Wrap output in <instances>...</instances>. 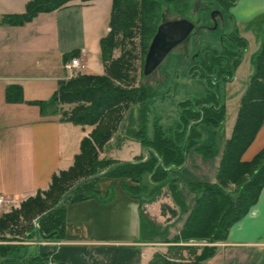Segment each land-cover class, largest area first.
Returning <instances> with one entry per match:
<instances>
[{
  "label": "crops",
  "instance_id": "crops-1",
  "mask_svg": "<svg viewBox=\"0 0 264 264\" xmlns=\"http://www.w3.org/2000/svg\"><path fill=\"white\" fill-rule=\"evenodd\" d=\"M30 1L0 0V195L17 203L47 190L53 175L68 169L80 152L87 127L44 116L31 101L50 99L60 82L73 76L74 72L64 66L72 57L81 59L83 73L105 72L87 71L85 64L92 55L88 44L95 45L106 36H100L105 28L109 32L112 7V0L110 10L109 0H73L55 10L39 12L22 24L1 22L5 15L25 13ZM216 1L236 22L240 60L252 37L258 43V53L264 0H227L226 8L225 0ZM226 65L219 64V70L227 69ZM13 84L22 87L23 100L6 99L7 88ZM232 129L225 128L220 146L213 137L210 142L203 138L189 147L184 166L162 188L165 201L159 198L161 191L153 197L133 194L124 184L135 182L101 176L96 196L66 203L62 237L37 239L36 252L25 250L23 259H4L1 264H60L54 257L65 264H149L157 246L173 244L171 239H152L150 231L184 224L195 204L194 185L217 180L222 145ZM204 146L217 147L215 154H201L198 148ZM263 147L264 120L242 159L251 160ZM196 172L202 178L194 176ZM216 245L215 253L199 264H264V187L256 204L231 226L227 239ZM40 252L45 255L40 256Z\"/></svg>",
  "mask_w": 264,
  "mask_h": 264
},
{
  "label": "trees",
  "instance_id": "trees-1",
  "mask_svg": "<svg viewBox=\"0 0 264 264\" xmlns=\"http://www.w3.org/2000/svg\"><path fill=\"white\" fill-rule=\"evenodd\" d=\"M71 1L73 0H31L27 4L25 13L5 15L1 22L22 24L31 20L39 12L55 10ZM182 1L185 5L187 4V0H169L168 2L177 4ZM223 2L226 8L229 1ZM161 6L159 0H112L109 32L100 39L105 72L103 74L82 73L71 77L67 81L60 82L50 99L31 101V104L38 105L44 116H55L57 105L61 101L88 102L86 106L76 105L66 117L60 120L79 125L96 124V128L90 134V138H82L80 152L75 155L74 164L69 169L54 174L47 190L38 192L34 197H29L22 203L20 210L14 209L0 215V234L2 235L0 241L7 240L4 233L7 230L12 231L11 226L18 222L20 216L26 218L32 213L33 208L39 210V214L36 215L40 225L37 234L53 231L52 235L58 234L56 237H62L66 203L96 196L98 194L96 182L99 178H91L83 184L77 185L68 194L62 205L52 212L49 210L56 206L66 191L77 182L106 170L107 172L102 176L130 178L132 182L137 183L138 187L124 184L131 193H144L146 196L153 197L161 191L167 179L177 169L184 166L189 147L196 142L194 138L200 137V132L196 130L195 125L205 123L213 127H222L225 105L220 98L209 97L198 101L196 108L186 107L172 132L166 133L161 126L156 125L153 136L147 137V106L145 103L147 99L154 98L151 97L154 93L145 85H141L139 88L130 84L132 79L129 76V61L124 53L114 58L113 50L122 42V38L118 39L119 36H132L136 32L139 34L142 53L146 54L160 23ZM262 22H264V18ZM233 55L227 58V69L223 68V71L216 70L214 65L219 63V59L215 57H212L210 64L203 62L204 65L201 68L205 70L208 77L214 80H218L220 77L229 79L233 73L234 65L240 60L241 53H233ZM197 68V66L191 68L190 73L196 76L202 75L197 72ZM125 82H128L129 87L124 88L120 85L126 84ZM6 99L10 102L23 100L22 87L15 84L10 85L6 91ZM135 104L139 107V128H135L133 123ZM263 120L264 28L262 29L261 46L255 58L253 75L241 97L231 136L222 145L217 180L213 183L194 185V190L197 193L195 204L179 234L171 240L173 243L185 242V245H176L174 249L187 251L193 259H184L182 256L174 259V257L156 254L149 264H199L210 258L217 249L215 243L225 241L231 226L244 217L256 204L264 187V147L251 160H243L242 156L255 138ZM119 126L124 128L120 137L141 140L148 153L145 159L143 156L136 157L133 161H120L112 158L99 159L98 148L102 147L113 133L118 131ZM186 139L187 143L184 149ZM216 148L204 146L199 147L198 151L208 156L215 154ZM97 168L100 170L97 171ZM172 171L173 173L170 174ZM147 172L152 175V180L142 184L141 178ZM79 174H82L80 179L69 186H64L68 180ZM232 185L234 189L229 191L228 188ZM172 189L173 194L177 197L174 186ZM43 193L47 194L45 200L39 197ZM48 199L53 202L51 206H48ZM190 241L207 242V244H188ZM43 255L45 254L40 252V256ZM25 256L26 252L20 246L0 243V264L4 259H23ZM54 259L60 264H65L59 257H54Z\"/></svg>",
  "mask_w": 264,
  "mask_h": 264
},
{
  "label": "rangeland",
  "instance_id": "rangeland-1",
  "mask_svg": "<svg viewBox=\"0 0 264 264\" xmlns=\"http://www.w3.org/2000/svg\"><path fill=\"white\" fill-rule=\"evenodd\" d=\"M159 1L162 4L160 23L177 18H188L195 22L196 26L188 37L172 49L162 63L149 76L143 74L146 54L142 53L139 34L135 32L132 36H119L118 39L122 38V42L113 50L114 58H117L124 53L125 57L128 59L130 64L128 68L129 76L132 79L130 84L139 88L141 85H145L154 93L153 96H151L154 98L147 99V102L145 103V106H147L146 135L149 138L152 137L156 125L161 126L166 133L172 132L174 126L180 120V115L184 113L186 107L190 109L196 108L198 101L214 97V99L220 98L224 101L225 114L222 127H213L206 125L205 123H197L195 128L200 132V137L194 139L198 142L197 140L200 141L204 138V140L210 142V139L214 137L216 146H220L225 128L229 131L232 129L239 108L240 97L248 87L253 75L258 43H255L253 37L251 38V43L247 45L244 57L241 60H238L234 65L233 73L229 79H222V77H220L218 80H214L205 74V70L201 68L202 64L203 62L210 64L212 57H215L216 59H219V64H221V66H225L227 63L226 56L233 55V53H236V51L239 50L240 47L237 48V43L240 45V42H238V27L236 26V22L227 11H223L220 15L216 16L217 27L213 28L215 21L212 17V12L219 9L216 0H187L188 5H185L184 1H182L183 3L181 2L177 4L168 2L169 0ZM110 7L111 0H109V10ZM107 25L108 21L106 22V26ZM107 30L108 29L105 28L100 36L107 35ZM253 35L255 36V33ZM88 47L91 50L92 55L88 57L85 69L92 72H103L104 64L102 60L100 39L95 42V45H93V42L89 43ZM234 50L236 51L234 52ZM219 64L216 63L214 65L216 66L217 71L220 69ZM195 66L198 67L197 72H199V74L202 73V75L196 76L190 73L191 68ZM82 73L83 72H74L72 77ZM125 83L126 84L120 85L124 88H127L126 86L129 87V85H127L128 82ZM76 105L86 106L88 105V102L61 101L57 105V114L55 116L58 119L66 117ZM138 108L137 104L133 107V123L135 124V128L140 127V121L138 119L140 113L138 112ZM83 126H86L88 129V134L85 137L90 138V134L94 128H96V124H84ZM217 129L218 132L216 133ZM122 132H124V128L119 126L118 131L113 133L111 138L102 147L98 148L99 159L112 158L121 161H132L136 157H144L147 153V149L141 140L124 136L120 137ZM99 170L100 168H97V171ZM172 173L173 171L170 174ZM197 174L198 173L196 172L194 176H200ZM81 175L82 174H79L75 178L68 180L64 186L71 185L77 179H80ZM126 179H128L130 183L132 182L130 178ZM151 180L152 175L147 172L141 178V183L143 184ZM131 185L138 187V184L135 183ZM183 185L185 187V183ZM233 189V185L228 188L229 191ZM166 191L170 192V189H167ZM39 197L45 200L47 199V194H40ZM28 198H25L18 203L11 202L10 204L5 205L3 209H0V215L9 213L14 209L20 210L22 203L27 201ZM159 198L161 201H165L162 189ZM48 201V206H51L53 202H51L50 199H48ZM38 211L37 208H33L32 213L26 218L20 216L18 222L11 226V229L13 230H7L6 233H4L7 240L0 241V243L18 245L21 249L28 251L33 249L34 253L37 251L35 246L37 239L48 241L56 238L58 234L52 235L53 231L45 234H37L40 227L37 221L38 218L36 217V215L39 214ZM158 227H156V230L155 227H153L150 231L152 239L173 240L179 234L183 225L181 227H179V223L169 225L164 230L160 226ZM179 228L180 230L178 231ZM58 231L59 227L57 228V233ZM0 236L2 235L0 234ZM188 244L205 245L207 242L190 241ZM176 245H185V242L173 243L169 246H157L158 252H155L153 256L158 254L164 257H174V259H177L180 256L184 259H193L187 251L175 250L174 247H176Z\"/></svg>",
  "mask_w": 264,
  "mask_h": 264
},
{
  "label": "water",
  "instance_id": "water-1",
  "mask_svg": "<svg viewBox=\"0 0 264 264\" xmlns=\"http://www.w3.org/2000/svg\"><path fill=\"white\" fill-rule=\"evenodd\" d=\"M223 11L225 10L219 7V9H216L212 12V17L215 21L213 28L217 27L216 16L220 15ZM195 26V22L188 18L171 19L159 23L146 53L143 74L145 76L151 75L155 71V69L162 63L167 54L188 37ZM186 143L187 139L184 145V149ZM106 172L107 170L102 173L86 177L77 182L74 186L66 191L61 201L56 206L51 208L49 212L54 211L56 208L62 205L65 202L68 194L77 185L83 184L91 178H99Z\"/></svg>",
  "mask_w": 264,
  "mask_h": 264
},
{
  "label": "built area",
  "instance_id": "built-area-1",
  "mask_svg": "<svg viewBox=\"0 0 264 264\" xmlns=\"http://www.w3.org/2000/svg\"><path fill=\"white\" fill-rule=\"evenodd\" d=\"M64 66L71 72H81L84 68V64L79 57H72L64 63ZM11 202L15 201L13 199L6 198L4 195H0V209H3L5 205L10 204Z\"/></svg>",
  "mask_w": 264,
  "mask_h": 264
},
{
  "label": "flooded vegetation",
  "instance_id": "flooded-vegetation-1",
  "mask_svg": "<svg viewBox=\"0 0 264 264\" xmlns=\"http://www.w3.org/2000/svg\"><path fill=\"white\" fill-rule=\"evenodd\" d=\"M236 50H237V49H236ZM236 50H235V51H236ZM241 52H242V51H241V48H239V50L236 51V53H239V54H240ZM226 57L228 58L229 56H226ZM235 57H236V56H235ZM202 65H204V64H202Z\"/></svg>",
  "mask_w": 264,
  "mask_h": 264
}]
</instances>
